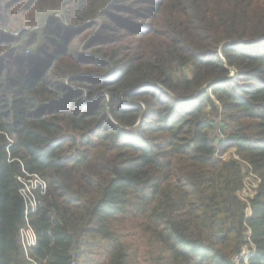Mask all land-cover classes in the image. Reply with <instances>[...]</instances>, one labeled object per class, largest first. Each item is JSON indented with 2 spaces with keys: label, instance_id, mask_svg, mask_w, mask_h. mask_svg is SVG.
<instances>
[{
  "label": "trees",
  "instance_id": "trees-1",
  "mask_svg": "<svg viewBox=\"0 0 264 264\" xmlns=\"http://www.w3.org/2000/svg\"><path fill=\"white\" fill-rule=\"evenodd\" d=\"M25 171L42 264H264V0H0V264Z\"/></svg>",
  "mask_w": 264,
  "mask_h": 264
},
{
  "label": "built area",
  "instance_id": "built-area-1",
  "mask_svg": "<svg viewBox=\"0 0 264 264\" xmlns=\"http://www.w3.org/2000/svg\"><path fill=\"white\" fill-rule=\"evenodd\" d=\"M18 52L29 53L30 50L28 49L24 50L20 48L18 49ZM235 157L238 158L237 155H235ZM244 164L248 165V168L251 169V166L249 164L247 163ZM24 173H25L24 176L19 177V180L22 184L19 192L22 195L23 200L25 202V208H24L25 224L19 230L20 241L23 250V255L28 261V264H42L43 259H41L39 256L34 254V249L37 247L38 244V235L35 228L30 223L29 215L31 213L36 212L38 208L41 206L42 203L41 196H43L46 193L48 184L45 182V179L40 177L38 174L28 173L26 171ZM33 180H35V184H32ZM30 183H31V187H30ZM244 188L245 187H243V189ZM243 189L241 191H243ZM240 192H239V196L241 194ZM251 215H252V209L247 214V216L250 217ZM249 254L250 252L246 253L245 251H243L241 255L236 256L233 260L235 261V263L237 262L238 264H240L241 259H243L246 262L248 260ZM70 264H77L76 256H74Z\"/></svg>",
  "mask_w": 264,
  "mask_h": 264
},
{
  "label": "rangeland",
  "instance_id": "rangeland-1",
  "mask_svg": "<svg viewBox=\"0 0 264 264\" xmlns=\"http://www.w3.org/2000/svg\"><path fill=\"white\" fill-rule=\"evenodd\" d=\"M27 29H30V28L27 27ZM19 35H20L19 33H16L15 36H19ZM25 36H21L20 40H27V36H28V39L30 37L29 33L26 34ZM23 42H25V41H23ZM23 42H19V44H22ZM20 48L24 49V50H27V49L30 50V48H24V47L19 46L18 49H20ZM232 75H236L235 71L232 72ZM219 118L222 119V115H220ZM220 123H221V121H220ZM226 123H228L226 126L222 127V129H220V130L218 129L220 137L223 140H226L228 138L229 134H231L235 130V127L237 126L235 122L226 121ZM235 155H236L235 151L233 149H230L228 152H226L222 156L219 155L218 153H216L215 158H222L224 160H228L230 158H237V157H235ZM243 165H244L243 167H244V172H245V181H244V187L245 188L243 189V191L240 192L241 193L240 197L243 201H245L248 204V208L246 210L247 214H248L251 210V199H253L254 196L257 194V190H258V187L260 185L261 179L253 171L252 167L250 169V168H248V165H246L244 163H243ZM72 176H73V173H71V174L67 173L65 175V180H67L68 182L74 181L75 178ZM45 182L48 184L46 179H45ZM32 184H35V180H33ZM30 187H31V183H30ZM133 264H138V263H133Z\"/></svg>",
  "mask_w": 264,
  "mask_h": 264
},
{
  "label": "water",
  "instance_id": "water-1",
  "mask_svg": "<svg viewBox=\"0 0 264 264\" xmlns=\"http://www.w3.org/2000/svg\"><path fill=\"white\" fill-rule=\"evenodd\" d=\"M48 20V19H47ZM251 41H254V40H251ZM251 41H247V42H251ZM244 42V41H242ZM230 264H236L235 261L233 259L230 260Z\"/></svg>",
  "mask_w": 264,
  "mask_h": 264
},
{
  "label": "crops",
  "instance_id": "crops-1",
  "mask_svg": "<svg viewBox=\"0 0 264 264\" xmlns=\"http://www.w3.org/2000/svg\"><path fill=\"white\" fill-rule=\"evenodd\" d=\"M243 251H245L246 253H248V252H250V249H249V247H245V248L243 249Z\"/></svg>",
  "mask_w": 264,
  "mask_h": 264
}]
</instances>
